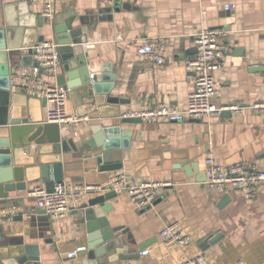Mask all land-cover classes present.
Returning <instances> with one entry per match:
<instances>
[{
  "label": "crops",
  "instance_id": "1",
  "mask_svg": "<svg viewBox=\"0 0 264 264\" xmlns=\"http://www.w3.org/2000/svg\"><path fill=\"white\" fill-rule=\"evenodd\" d=\"M10 2L20 6L18 9L15 4L17 9L13 10L17 17L26 14V20L21 22L26 26L20 27L17 45H23L24 39H36L34 28L38 16H42L41 6L28 0H0V5ZM226 3L235 7L226 9ZM67 7L77 14L74 27L82 28L87 36L84 47L93 80L110 84L107 75L115 73L111 95L124 102L109 103L103 95L91 96L86 90L71 89L66 84V73L62 76L59 70L53 80H63L69 90L67 112L90 115L77 133L60 125L63 136L81 144L93 140V129L98 125L121 124L126 111L162 104L185 109L194 90V83L187 78L186 63L196 53L194 37L203 28L222 29L229 48L216 72L221 93L214 102L221 106L239 103L243 108L231 114L180 122L122 124L131 135L128 149L120 153V170L102 171L96 164L69 153L67 159L72 162L64 172L66 182L99 184L123 171L137 181L160 180L169 185L146 209H139L126 193H117L106 201L112 206L106 215L111 226L122 228L125 245L116 254L104 256L89 250L86 226L78 215L87 199L73 206L66 218L54 220L38 212L36 199L29 191L35 184L50 189L56 182L29 183L27 190L10 194L17 197V206H0V264H19L21 242L38 247L42 264H82L88 260L96 264H180L201 253L209 264H264V182L255 197L248 200L207 186L204 172L209 153L224 165L247 161L264 169V111L253 108L264 104V0H121L117 5L105 0H59L56 15ZM69 13L63 14L62 21ZM48 31L39 39L56 40L54 31ZM158 36L168 38L164 66H157L137 52L145 38ZM19 49L25 53L23 46ZM15 88V106L34 121H47L50 104ZM51 153L52 146L33 143L27 154H20L19 164L37 166L54 159ZM31 169L38 171L34 166ZM225 194L230 195V200L219 207ZM17 215H23V219H15ZM170 224L189 233L191 243L185 247L163 244L159 232ZM218 234L221 236L216 242L208 243ZM80 245H87L88 250L77 258L67 256ZM143 249L150 251L140 255ZM124 254L130 256L122 258Z\"/></svg>",
  "mask_w": 264,
  "mask_h": 264
},
{
  "label": "water",
  "instance_id": "2",
  "mask_svg": "<svg viewBox=\"0 0 264 264\" xmlns=\"http://www.w3.org/2000/svg\"><path fill=\"white\" fill-rule=\"evenodd\" d=\"M64 1L67 2L68 0ZM15 4L19 9L18 2L0 5V131L2 132L0 135V206L4 207L17 206L19 202L17 197L10 194L27 190L29 183L62 182L64 172L66 169L68 170L67 165L72 162L67 159L69 153L73 158L96 164L102 171L122 169L123 159L120 153L122 154V150L128 149L129 136L131 135V131L123 129L122 124L142 122L140 118L121 117V124L113 123L100 125V127L98 125L93 129V140L78 144L73 138L63 136L60 124L34 121L25 112L22 113L23 110L21 112L20 107L15 106L11 79L12 68L19 66L39 67L40 62L35 59L30 46L42 41L43 39H39V35L45 36V32L48 30L50 33L52 30L54 31L61 53V64L58 66L57 72L60 70L61 75L66 73L69 80L66 81V84L69 88L86 90L87 94L91 96L103 95L107 97L109 103H123L124 99L111 95L115 87V73L107 75L111 78L110 84L103 85L102 82L91 78L90 61L84 47L88 40L87 36L82 33V28L74 27V20L77 16L75 10L67 7L64 13L56 15L55 22L49 21L44 16H38V24L34 28L37 38L32 41L24 39L23 45H17L20 27L21 25L26 26L25 22L21 23L26 20V14L17 17V13L13 11L17 9ZM66 12H70V15L66 21H62L63 14ZM3 16L6 24L3 22ZM41 29L43 33H40ZM22 46L25 53L19 49ZM27 47L30 48L26 50ZM104 77L103 75V79H105ZM58 83L63 84L64 81H58ZM43 101L47 103L45 98ZM227 113L231 114V111L226 113L224 111L222 115ZM33 143L39 147L43 145L52 146L51 156L54 159L48 162H39L37 166L20 165V154H27ZM33 166L38 168V171L32 170ZM187 174L191 175L189 169H187ZM31 175L34 176L30 177ZM116 196L117 193L111 191L88 198L83 204V208L78 211L79 217L84 220L86 226L89 250L95 251L96 254L102 253L104 256H111L117 253L118 248L125 245L123 233H120L122 228L111 226L106 215L108 209L112 207L106 201L112 200ZM229 200L230 195L225 194L219 207ZM38 209L39 213L45 214L44 209ZM14 218L22 220L23 215H17ZM220 236L221 234L214 236L208 243L216 242ZM19 252L21 254L18 257L19 264H42L40 250L37 246L30 247V245H24L21 242ZM129 256V254L121 255L122 258ZM82 264L96 263L88 260Z\"/></svg>",
  "mask_w": 264,
  "mask_h": 264
},
{
  "label": "built area",
  "instance_id": "3",
  "mask_svg": "<svg viewBox=\"0 0 264 264\" xmlns=\"http://www.w3.org/2000/svg\"><path fill=\"white\" fill-rule=\"evenodd\" d=\"M41 6V14L49 21L56 15V3L59 0H28ZM110 5H117L121 0H105ZM226 9L235 7L233 3H226ZM225 32L219 28H203L194 37L195 55L186 63L187 78L194 83V90L189 94L187 106L180 109L174 104L141 110H130L122 114V118H140L148 122H180L189 119H202L208 115H222L226 110L238 111L243 108L239 103L225 106L214 102L221 93L216 81V72L224 62L228 52V45L224 42ZM168 38L163 36L147 37L138 45L139 55L149 57L157 66H164L167 62ZM34 57L40 62L39 67H14L11 72L12 86L19 91L27 92L45 98L50 107L47 112V122L58 123L73 129L88 121L89 113L67 112L68 88L53 80L58 66L61 64L59 44L55 39H44L30 46ZM30 47H27L28 50ZM94 78V74H91ZM255 110L264 111V104L253 105ZM205 184L221 190L223 193H235L251 200L255 197L258 186L264 182V169L256 162H238L231 165L220 163L209 153L204 160ZM169 182L160 180L137 181L127 176L123 171L111 175L103 183L56 182L48 189L41 184H35L29 195L36 199L37 207L54 220L66 218L73 206H77L83 199L99 196L107 192L126 193L136 203L139 209H146L156 202ZM159 238L163 244H177L185 247L192 241L189 233L183 232L177 224L166 225L160 232ZM87 245H80L68 252V257L77 258L79 253L87 251ZM149 249L140 251V255L149 253ZM180 264H209L207 256L201 253L187 258ZM238 264H244L239 262Z\"/></svg>",
  "mask_w": 264,
  "mask_h": 264
}]
</instances>
